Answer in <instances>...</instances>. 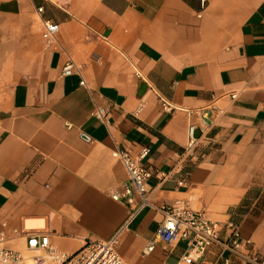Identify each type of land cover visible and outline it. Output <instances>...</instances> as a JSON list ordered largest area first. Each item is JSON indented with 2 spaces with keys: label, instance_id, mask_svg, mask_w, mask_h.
<instances>
[{
  "label": "crops",
  "instance_id": "1",
  "mask_svg": "<svg viewBox=\"0 0 264 264\" xmlns=\"http://www.w3.org/2000/svg\"><path fill=\"white\" fill-rule=\"evenodd\" d=\"M201 2L0 0V246L117 234L125 264H188L183 240L143 255L162 214L111 196L129 184L115 153L145 146L152 202L203 210L223 241L233 224L264 260V0ZM191 264L252 263L213 245Z\"/></svg>",
  "mask_w": 264,
  "mask_h": 264
},
{
  "label": "built area",
  "instance_id": "2",
  "mask_svg": "<svg viewBox=\"0 0 264 264\" xmlns=\"http://www.w3.org/2000/svg\"><path fill=\"white\" fill-rule=\"evenodd\" d=\"M204 0H202L203 5ZM41 7L38 11H41ZM42 36L49 38L59 30L55 22L43 21ZM72 64L67 63L62 68V73H71ZM83 83V82H81ZM233 98L234 95L232 94ZM102 107H97L95 116L101 118L104 114ZM193 124L188 125V147L194 144L192 132ZM149 152V149L142 146L137 156L131 155L127 150H118L115 154L122 162L127 174L129 184L122 192H113V199H123L127 204H133L131 213L138 212L141 208L148 206L162 214L158 230L148 240L142 250V254L150 253L155 245L162 244L167 249L180 240L186 242V250L182 256L185 263L191 264L201 259L203 254L213 245H220L231 254L252 264H264V260L258 259L255 255L244 253L241 250L239 231L229 224L230 234L228 240L221 239V226L215 220L210 219L203 210H194L179 203L155 204L151 201L146 181L150 171L141 164V159ZM133 193L139 197V202L134 203ZM117 234L106 240H87L82 248L73 253H66L52 248L45 235L28 234L26 237V250L29 255H23L20 251L0 246V264H125L117 252ZM4 235L0 234V242Z\"/></svg>",
  "mask_w": 264,
  "mask_h": 264
}]
</instances>
